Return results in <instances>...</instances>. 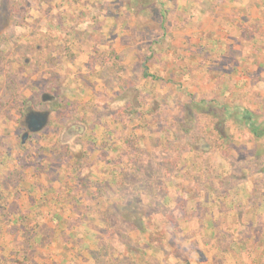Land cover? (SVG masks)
<instances>
[{"label": "rangeland", "instance_id": "1", "mask_svg": "<svg viewBox=\"0 0 264 264\" xmlns=\"http://www.w3.org/2000/svg\"><path fill=\"white\" fill-rule=\"evenodd\" d=\"M238 109L264 123V0H0V264H264Z\"/></svg>", "mask_w": 264, "mask_h": 264}, {"label": "trees", "instance_id": "2", "mask_svg": "<svg viewBox=\"0 0 264 264\" xmlns=\"http://www.w3.org/2000/svg\"><path fill=\"white\" fill-rule=\"evenodd\" d=\"M161 21V27L164 23L165 15L164 11L161 9L159 11ZM231 109L226 111H230ZM232 111V110H231ZM237 122L243 124L246 129H248L249 134L256 140L264 137V123H258L255 117L246 109H238Z\"/></svg>", "mask_w": 264, "mask_h": 264}, {"label": "water", "instance_id": "3", "mask_svg": "<svg viewBox=\"0 0 264 264\" xmlns=\"http://www.w3.org/2000/svg\"><path fill=\"white\" fill-rule=\"evenodd\" d=\"M28 119H29V128L32 125V128L28 129L29 133H35L37 131H39L45 124L46 122V113H31L28 115ZM26 138V134L23 136L22 140H24Z\"/></svg>", "mask_w": 264, "mask_h": 264}, {"label": "flooded vegetation", "instance_id": "4", "mask_svg": "<svg viewBox=\"0 0 264 264\" xmlns=\"http://www.w3.org/2000/svg\"><path fill=\"white\" fill-rule=\"evenodd\" d=\"M39 111V110H38ZM37 110H33L32 108H30V107H26L25 108V113H24V111L22 110V106H21V109L18 111V114H19V116H21L24 120H26L25 121V123H24V120H23V128H24V131H26L27 133H29L28 132V129H30V128H32V126H35V125H32L30 128H29V124H30V122H29V119H28V115L29 114H31V113H37L38 112ZM22 113H23V115H22ZM30 134V133H29Z\"/></svg>", "mask_w": 264, "mask_h": 264}]
</instances>
